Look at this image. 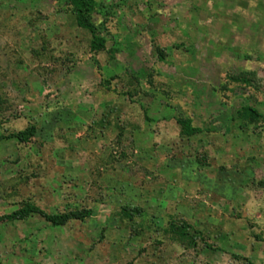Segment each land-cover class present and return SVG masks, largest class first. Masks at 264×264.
Returning a JSON list of instances; mask_svg holds the SVG:
<instances>
[{"label":"rangeland","instance_id":"1","mask_svg":"<svg viewBox=\"0 0 264 264\" xmlns=\"http://www.w3.org/2000/svg\"><path fill=\"white\" fill-rule=\"evenodd\" d=\"M95 1L98 52L69 0H0V216L91 212L1 221L0 264H264V0Z\"/></svg>","mask_w":264,"mask_h":264},{"label":"trees","instance_id":"2","mask_svg":"<svg viewBox=\"0 0 264 264\" xmlns=\"http://www.w3.org/2000/svg\"><path fill=\"white\" fill-rule=\"evenodd\" d=\"M72 7V14L74 16L75 23L78 27L87 30L92 38L90 43L91 50L98 52L105 48V40L97 34V29L95 25L91 22L92 15L96 12L97 3L95 0H69ZM237 117L246 121H257L262 119L263 116L255 108L252 107H242L237 113ZM176 123L181 128V134L185 137H191L200 132V129L193 127L189 119H176ZM34 129L19 132L13 135L19 141H25L29 137L33 136ZM38 214L44 218L47 222L55 226H63L71 220L83 221L90 216V210L82 211H71L63 214H46L41 211L38 207L31 204H24L22 208L14 211L11 214H6L0 216V222L3 220H16L23 219L27 216ZM170 227L177 235L178 240H183L185 238V228L188 227L184 223L181 225H176L174 222L170 224Z\"/></svg>","mask_w":264,"mask_h":264}]
</instances>
